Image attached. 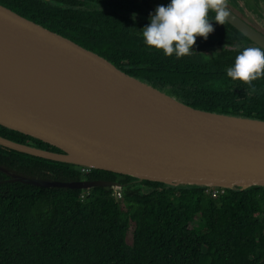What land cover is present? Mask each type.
<instances>
[{
    "label": "trees",
    "instance_id": "1",
    "mask_svg": "<svg viewBox=\"0 0 264 264\" xmlns=\"http://www.w3.org/2000/svg\"><path fill=\"white\" fill-rule=\"evenodd\" d=\"M170 2L0 0V5L184 105L264 121V79L254 82L252 94L246 84L227 76L240 51L256 46L227 23L216 24L215 13H210L213 33L207 40L197 38L191 56L166 57L144 43L142 30L150 14ZM233 3L238 6L237 0ZM242 3L264 18V0ZM0 136L61 153L2 126ZM0 167L33 179L123 185L117 198L101 187L82 191L9 182L0 172V264H264V188L231 191L137 183L3 147Z\"/></svg>",
    "mask_w": 264,
    "mask_h": 264
},
{
    "label": "water",
    "instance_id": "2",
    "mask_svg": "<svg viewBox=\"0 0 264 264\" xmlns=\"http://www.w3.org/2000/svg\"><path fill=\"white\" fill-rule=\"evenodd\" d=\"M227 10L226 23L264 49V28L247 10L234 3ZM0 126L61 153L1 136L0 147L131 177L137 183L231 191L264 188V121L184 105L1 5ZM0 172L9 182L37 187L123 190L112 181L59 182L20 176L3 167Z\"/></svg>",
    "mask_w": 264,
    "mask_h": 264
},
{
    "label": "clouds",
    "instance_id": "3",
    "mask_svg": "<svg viewBox=\"0 0 264 264\" xmlns=\"http://www.w3.org/2000/svg\"><path fill=\"white\" fill-rule=\"evenodd\" d=\"M228 7L229 0H171L150 14V23L142 30L144 43L166 57L191 56L196 53L197 38L207 40L214 31L210 13H215L216 24L223 25L230 15ZM227 76L243 82L255 94L254 82L264 79V49L244 47L227 69Z\"/></svg>",
    "mask_w": 264,
    "mask_h": 264
},
{
    "label": "rangeland",
    "instance_id": "4",
    "mask_svg": "<svg viewBox=\"0 0 264 264\" xmlns=\"http://www.w3.org/2000/svg\"><path fill=\"white\" fill-rule=\"evenodd\" d=\"M233 1L234 0H229V4L231 5V3H233ZM239 4H240V6H242L245 10H247V13L250 15V18L252 19V21L253 22H255L257 25H259V26H261V27H263L264 28V18H258V13H253V12H251V11H249L244 5H243V3H242V0H239ZM239 4H238V6H239ZM234 6V5H233ZM237 6V5H236ZM237 6V7H238ZM261 7V6H260ZM262 8V7H261ZM256 9H259L260 11H261V9L260 8H256ZM243 14L245 15V13H244V10H243ZM257 14V15H256ZM254 19V20H253ZM215 50H218V49H215ZM211 53V52H210ZM142 189H143V187H142ZM141 188H139V190H142ZM120 202H122V200L120 201ZM132 229L130 228V230H129V232H128V234H127V242L130 244L131 243V237H132Z\"/></svg>",
    "mask_w": 264,
    "mask_h": 264
},
{
    "label": "built area",
    "instance_id": "5",
    "mask_svg": "<svg viewBox=\"0 0 264 264\" xmlns=\"http://www.w3.org/2000/svg\"><path fill=\"white\" fill-rule=\"evenodd\" d=\"M89 170H90L89 168L81 167V171L84 172V173L88 172ZM115 195H116L117 198L120 197V194H119L118 191L115 192ZM217 195H218L217 192H215L213 194L214 197H216Z\"/></svg>",
    "mask_w": 264,
    "mask_h": 264
}]
</instances>
